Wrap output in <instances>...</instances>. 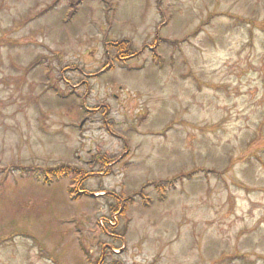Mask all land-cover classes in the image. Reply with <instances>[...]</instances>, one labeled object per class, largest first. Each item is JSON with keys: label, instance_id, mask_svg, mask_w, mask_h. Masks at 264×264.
<instances>
[{"label": "rangeland", "instance_id": "rangeland-1", "mask_svg": "<svg viewBox=\"0 0 264 264\" xmlns=\"http://www.w3.org/2000/svg\"><path fill=\"white\" fill-rule=\"evenodd\" d=\"M0 264H264V0H0Z\"/></svg>", "mask_w": 264, "mask_h": 264}, {"label": "trees", "instance_id": "trees-1", "mask_svg": "<svg viewBox=\"0 0 264 264\" xmlns=\"http://www.w3.org/2000/svg\"><path fill=\"white\" fill-rule=\"evenodd\" d=\"M71 6H72V5H71ZM77 6H78V5H77ZM72 7H74V5H73ZM76 11H77V8L74 9V12H72L71 15L73 16V13H75ZM69 17H70V16H69ZM69 169H70V167H69ZM81 179H83V180H82V182H83V181L86 179V175L82 177L81 175L78 174V175H77V180L79 181V183H80V180H81ZM126 202H127V203H125V205H124V208H125V209H122V208H121V205L119 204V205L116 206V209H115L114 211H115V212H118V211H120V209H121L122 211L127 210V209H128V200H127Z\"/></svg>", "mask_w": 264, "mask_h": 264}]
</instances>
